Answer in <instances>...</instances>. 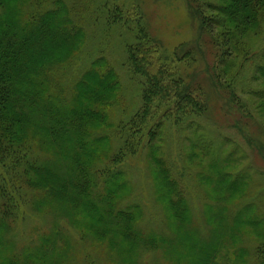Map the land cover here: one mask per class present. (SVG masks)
<instances>
[{"label":"rangeland","instance_id":"obj_1","mask_svg":"<svg viewBox=\"0 0 264 264\" xmlns=\"http://www.w3.org/2000/svg\"><path fill=\"white\" fill-rule=\"evenodd\" d=\"M3 1L0 30L4 20L18 19L21 32L30 33L13 66L18 89L45 79L32 89L37 98L48 89L63 112L101 98L100 115L88 119L86 131L93 149L82 158L92 165L97 193L132 209V227L147 240H123L118 248L96 231V219L76 217L63 193L36 204L40 193L21 186L18 207L0 228V264H9L13 248L37 250L55 229L65 264H202L196 239L214 248L216 264H264V7L229 45L217 30L215 37L200 31L188 0ZM56 6L80 29L72 52L53 48L59 42L54 19L35 17ZM139 45L152 47L206 109L191 114L177 111L174 100L154 103L140 124L146 84L128 61L129 48ZM100 72L114 85L101 82ZM29 105L17 135L38 163L57 162L48 131L32 117L37 105ZM113 175L122 185L115 191L107 182ZM36 182L46 185L40 177ZM167 195L185 206L191 225L187 217L175 220ZM128 243L131 253L124 249Z\"/></svg>","mask_w":264,"mask_h":264},{"label":"trees","instance_id":"obj_2","mask_svg":"<svg viewBox=\"0 0 264 264\" xmlns=\"http://www.w3.org/2000/svg\"><path fill=\"white\" fill-rule=\"evenodd\" d=\"M202 1L188 0L189 11L198 22L200 31L205 30L213 36L217 34L224 36V40L229 45H232L239 36L252 27L259 9L264 7V0H226L220 4L209 2L202 4ZM5 5L6 3L0 0V6L3 8ZM207 10L214 15H207ZM35 17L45 18V20L54 19L55 24H59L54 31V36L59 41L53 47L55 50L65 46L69 51L74 50V45L81 38L80 29L74 28L72 20L69 19L67 11L62 6H56L55 9L45 11L40 16L35 15ZM3 23L0 30V228H4L7 219L17 209V194L20 193L21 186H24L31 192L40 193L41 196L36 199V204L43 201L49 202L52 200L49 198L58 192L63 193L62 199L69 203L72 210L78 211L75 214L76 217L96 219L98 221L95 225L96 231L103 237L107 236V239L118 248L123 240H132L135 244L146 241L147 239H142V233L136 227H132L131 218L134 214L132 209L120 208V205L113 201L111 194L103 196L97 193L96 188L94 189L96 181L91 172L92 165L82 158L93 149L94 143L89 140L90 137L87 136L86 131L89 125L88 119L100 115L98 106L101 98L87 105L83 104L79 110H76V107L63 112L60 100L55 98L57 101L50 102L48 89V96L39 98H37L36 91L32 89V87H41L43 83L41 80L46 83L45 79L39 80L38 84L31 83L28 89H18L13 66H15V61L21 57L24 43L29 40L30 33L21 32L22 23L18 19L13 20V23L4 20ZM215 30L217 34L214 33ZM154 56L152 47L139 45L128 50V61L133 72L142 76L146 84L140 124L146 121L154 103L164 104V102L174 100L177 111L191 114L203 112L206 105L194 98L189 93V89L184 90L181 79ZM260 71L264 73L263 68ZM98 75L101 82L114 85L115 82L110 75L107 76V72H100ZM29 103L37 105L36 113H33L32 117L40 119L39 124L48 131V140L59 157L57 162H51L48 165L38 163L26 148L25 137L21 134L17 135L22 132L20 124L23 122V116L29 111V106H31ZM9 104L11 110H8ZM63 132L67 135L62 136ZM39 177L46 185L42 186L36 182ZM115 178L117 179L113 175V178L107 180L113 190L122 186ZM167 185L170 189L173 183L168 181ZM106 190L109 191V186ZM168 199L174 207L175 220L180 224L186 217L188 219L185 206L179 200H173L172 195H169ZM221 223H223L221 230L224 233L231 230L225 220ZM189 224L191 225L188 219L187 226ZM60 235L61 233L55 229L54 232L42 236V246L37 250L33 247L19 252L13 248L10 251L12 256L8 258V263H67V259L62 260L59 255L62 251L59 245ZM173 245L175 246L174 243ZM193 246L195 251H198L197 254L202 264H216L213 257L214 248H211L210 244L196 239L193 240ZM131 247L128 243L124 249L131 253L133 252ZM261 250L264 252L263 246Z\"/></svg>","mask_w":264,"mask_h":264}]
</instances>
